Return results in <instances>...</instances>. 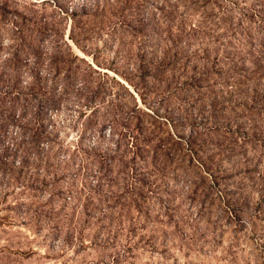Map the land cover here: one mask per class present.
Returning <instances> with one entry per match:
<instances>
[{
    "label": "rangeland",
    "instance_id": "obj_1",
    "mask_svg": "<svg viewBox=\"0 0 264 264\" xmlns=\"http://www.w3.org/2000/svg\"><path fill=\"white\" fill-rule=\"evenodd\" d=\"M53 2L95 9L78 37L68 16L56 25L69 57L91 77L106 74L103 90L120 105L65 93L37 117L49 139L35 156L0 157V264H264V0H0V15L56 22ZM134 28L160 31L162 46L180 32L188 53L205 48L200 93L180 66L175 82L141 75ZM133 102L178 148L160 174L148 159L130 161ZM36 104L21 122L36 125ZM207 156L211 176L200 177L194 160Z\"/></svg>",
    "mask_w": 264,
    "mask_h": 264
},
{
    "label": "trees",
    "instance_id": "obj_2",
    "mask_svg": "<svg viewBox=\"0 0 264 264\" xmlns=\"http://www.w3.org/2000/svg\"><path fill=\"white\" fill-rule=\"evenodd\" d=\"M53 5L58 9V20L56 22L53 21V18L24 16L17 12H14V16L8 20H4V17L0 15V143H3L4 138L8 136L6 128L9 125L17 122L16 125L19 127L17 136H9L10 145L1 147L0 157L18 152L22 160L27 159L31 152L35 156L38 144L49 139L48 132L43 129L41 122L37 121V117L41 118L39 115L47 107H51L57 98L65 93L74 90H86L84 93L88 101H95L96 98L101 99L104 97V100L108 101L112 108L120 105V100L114 92L108 91L106 93L103 90L106 80L109 79L106 74L99 75L97 73L96 77H91L89 73L80 70L69 57L67 48L62 45L65 43L61 37L63 31L56 25L68 16L71 18L69 35L73 34L78 37L86 31V21L88 19L85 17L91 15L95 9L81 5L78 8H70V11L67 12V6L58 2H53ZM0 8L4 9L2 6ZM125 18L127 19L126 16ZM147 32L145 33L143 29H132L133 34L131 36L137 39L139 45L136 54V70L141 75H143L141 71L148 72L147 75L156 80V83L168 80L175 82L177 80L175 70L179 69L180 66L183 69L182 74L187 75L184 82L194 86V93H200L199 84L205 75L202 73H207L206 69L208 68V66L204 68V64L206 65L209 62L206 49L201 48L200 53L197 50L188 53L186 51L188 47H185L188 40H183L185 42L181 45L180 32L174 36H169V46H165V44L162 46L159 38L160 31L147 29ZM189 36L191 35L189 34ZM127 43H130V41ZM156 50H159V52L157 53ZM181 59L185 63L179 65ZM199 63L203 66L201 69L197 66ZM188 67H191L190 73L186 70ZM92 71L95 72V70ZM111 79L123 87L122 83L117 82L113 77ZM124 89L127 95L133 98L131 92L125 87ZM32 100L37 102V106L31 112L34 120L37 121L35 126L34 124L31 125L29 120L21 122L20 118L21 115H25L31 110L29 103ZM113 100H116V102ZM102 103L100 100L98 104L94 105L98 107ZM144 114L146 117L141 118V115ZM149 116V112L141 110L137 103L133 102L124 114L125 123L128 126L131 125L126 133V145L129 144L131 148L130 161H132V164L137 158L142 163L137 165L138 167H147L148 159L151 165L149 171L153 170L160 174L175 158L174 154H176L178 148H173L171 145L167 146L165 138L154 135L155 131L151 128L152 122ZM209 118L210 116H207L206 120ZM153 121L155 120L153 119ZM203 129L209 130V128ZM172 143L175 144L177 141L172 140ZM194 144L191 133L186 146L191 147ZM45 148L47 149L44 154L46 156L50 151V144H46ZM188 152V159L193 160V153L191 150H188ZM210 157L207 156L205 159L200 160L195 158L196 166L200 173L202 172L200 177L211 176V171L207 172Z\"/></svg>",
    "mask_w": 264,
    "mask_h": 264
}]
</instances>
